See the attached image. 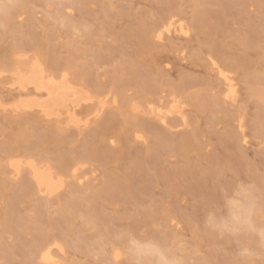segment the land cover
Wrapping results in <instances>:
<instances>
[{
    "label": "rangeland",
    "instance_id": "rangeland-1",
    "mask_svg": "<svg viewBox=\"0 0 264 264\" xmlns=\"http://www.w3.org/2000/svg\"><path fill=\"white\" fill-rule=\"evenodd\" d=\"M170 14L186 33L156 38ZM33 59L101 117L63 131L10 110ZM172 100V129L148 120ZM26 157L81 161V181L46 198L25 165L11 175ZM51 242L56 264H264V0H0V264H39Z\"/></svg>",
    "mask_w": 264,
    "mask_h": 264
},
{
    "label": "bare ground",
    "instance_id": "bare-ground-1",
    "mask_svg": "<svg viewBox=\"0 0 264 264\" xmlns=\"http://www.w3.org/2000/svg\"><path fill=\"white\" fill-rule=\"evenodd\" d=\"M180 26V23H177L175 17L170 14L155 29V36L161 39L163 32L171 34H180V32L186 33ZM212 66L218 74V77L221 78L225 84L223 93L224 98L234 100L235 84L231 76L215 63H213ZM12 76V84L19 90V97L17 101H13L14 103L10 105V110L12 109L13 112L16 111L15 113H17L20 110L36 109L41 116L45 117L47 120H54L59 130L62 129L64 131L65 128L69 129V126L76 127L79 130L82 129L81 127L85 128L89 123L88 118L98 119L101 117L100 114L106 106L105 101H99L100 99H97L94 95L89 93L84 86L77 84V82L74 83L72 80L70 81L66 73L55 76L54 73L47 72V70L44 69V65L37 59L15 62L12 69ZM29 88L31 91H28ZM176 104V101L172 100L170 105L166 107L161 104L150 105L145 113L150 118L148 120H152L156 123L158 122L159 125L172 129L173 126H168L166 119L168 115L173 113L178 114L180 117V110L177 109ZM83 105H89L91 107L88 113L86 112L87 115L85 114L87 116H85V120H81L77 112V109ZM181 118L184 121L185 118L183 114H181ZM135 136L142 141H146L138 134ZM76 161L72 160L55 168L48 161H35L31 157H26L25 160L11 159L9 164L13 172L11 175L18 174V177L21 173L22 165H25L33 185L36 188V192H39L40 195H44L46 198H51V196H54L63 187L66 174L81 181V178H78L81 161ZM69 176L67 177L69 178ZM46 201L48 202L49 200L46 199ZM54 244L56 243H48L44 248L40 249L37 260L41 264L57 263L58 259L55 258L56 256L54 257L52 254L53 250L51 249V246ZM115 253V255H118V252ZM163 259L164 258H162V260Z\"/></svg>",
    "mask_w": 264,
    "mask_h": 264
}]
</instances>
